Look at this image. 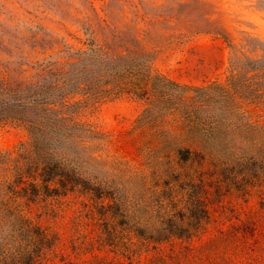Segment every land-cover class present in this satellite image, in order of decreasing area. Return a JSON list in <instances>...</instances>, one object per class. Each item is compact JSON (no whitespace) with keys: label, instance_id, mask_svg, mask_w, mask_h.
Segmentation results:
<instances>
[{"label":"rangeland","instance_id":"1","mask_svg":"<svg viewBox=\"0 0 264 264\" xmlns=\"http://www.w3.org/2000/svg\"><path fill=\"white\" fill-rule=\"evenodd\" d=\"M35 138L47 178L76 186L17 200L63 250L37 258L0 213V264L115 258L86 252L91 210L140 240L128 228L156 224L183 177L212 215L196 245L241 238L264 220V0H0V201L2 182L45 168Z\"/></svg>","mask_w":264,"mask_h":264},{"label":"trees","instance_id":"2","mask_svg":"<svg viewBox=\"0 0 264 264\" xmlns=\"http://www.w3.org/2000/svg\"><path fill=\"white\" fill-rule=\"evenodd\" d=\"M140 92L142 96L149 94L147 86L141 87ZM43 142L35 138L31 146L37 149L35 165L45 168L31 171L28 175L21 170L23 174H17L2 182L7 190L0 201V213L3 219L12 224V235L33 241L35 247L39 248L37 252L41 254L37 258L44 256L45 253L49 254L48 251L61 252L64 244L61 239L53 236L52 230L35 221L29 215L30 211L22 212L20 210L22 205L18 200H22L24 202L22 204L30 209L31 205L39 200L50 198V193L57 197L66 195L72 191L71 187L76 186L75 181L47 178V159L42 147ZM187 151L191 156L200 154ZM187 161L191 159L188 158ZM30 165H34V161H29L25 168ZM180 180L181 185L186 186L183 190L187 191L182 192L175 203L165 207L164 214L156 224L138 223L128 228L129 232L134 233L140 240L120 244L113 238L117 232L116 228L108 224L102 225L101 221L96 219L95 212L91 210L93 217L90 219L97 224L92 225L93 221H90L92 227L88 224L89 229L83 235L82 241L88 250L85 251L94 254L96 250H109L116 252L117 257L110 259L94 256L87 264H264V220L252 224L248 222L241 232V238L216 237L196 245L194 239L203 235L210 224L212 218L210 206L206 199L189 192L190 189H194L189 179L183 177ZM53 184L56 187L51 189ZM107 211L104 214L105 220L108 219L110 210ZM111 212L117 217V212L112 210ZM143 253L147 254L146 261L142 260Z\"/></svg>","mask_w":264,"mask_h":264}]
</instances>
